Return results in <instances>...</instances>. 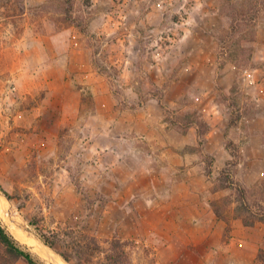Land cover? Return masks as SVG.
<instances>
[{
    "label": "rangeland",
    "instance_id": "374dc122",
    "mask_svg": "<svg viewBox=\"0 0 264 264\" xmlns=\"http://www.w3.org/2000/svg\"><path fill=\"white\" fill-rule=\"evenodd\" d=\"M65 3L0 0V187L26 225L70 264H109L115 242L124 264H246L257 249L264 264V224L210 207L230 161L235 181L264 182V0ZM233 15L246 50L229 55ZM193 176L196 204L166 209Z\"/></svg>",
    "mask_w": 264,
    "mask_h": 264
},
{
    "label": "trees",
    "instance_id": "16d2710c",
    "mask_svg": "<svg viewBox=\"0 0 264 264\" xmlns=\"http://www.w3.org/2000/svg\"><path fill=\"white\" fill-rule=\"evenodd\" d=\"M72 4L71 0H66V6L71 5L73 7ZM70 12L71 10L68 8L65 12L64 20L66 22L70 20L73 23L69 25L79 27L80 25L73 20V15ZM234 16L232 17V21L234 20ZM246 18L244 15H238V20L232 22L230 38H228L227 44L223 48L226 54L236 55L246 50L241 47L240 41H236L237 36L243 31L244 26L247 25L245 23L247 21ZM234 45L235 52L233 49ZM195 124H198V122L192 120L186 121V125L182 127L183 133H187ZM194 150L196 151V148ZM232 164L234 162H228L226 167L221 170L219 177L213 182L212 191L215 194L221 191H227L225 196L211 202L210 207L213 214L219 220L228 224H231L235 220H240L247 227L264 224V182L257 184L254 188H248L242 185L240 182L234 180L232 173L229 171V166ZM207 171L211 174L212 169L209 168ZM32 225L35 224L32 223ZM42 238L44 237L42 236ZM50 244L56 247L53 243ZM121 246L120 242L113 243V253L108 256L109 264H124V258H127V254L124 249L121 250L119 248ZM81 249L80 253L86 256L89 255L91 246L81 245ZM61 253L65 260L68 262L71 261V256L68 253ZM20 261H25L27 264H47L40 255L34 251L32 252L31 248L16 239L0 220V264H19Z\"/></svg>",
    "mask_w": 264,
    "mask_h": 264
},
{
    "label": "crops",
    "instance_id": "0c3cea01",
    "mask_svg": "<svg viewBox=\"0 0 264 264\" xmlns=\"http://www.w3.org/2000/svg\"><path fill=\"white\" fill-rule=\"evenodd\" d=\"M176 156L177 157H174V159L177 161V163H180L179 165L183 164L184 159L180 155H176ZM193 171H194V167L190 168L189 169V174L192 175ZM205 188H206V186L203 185L202 182L199 183L197 178L194 177V176L190 177V179H186V180H182V181H175V183H174V185L172 187L173 193H172V195L170 197L171 200L169 201V206L166 209H169L170 207H171V209L174 208V205H175L176 201L184 202L183 200L191 199V202H194L196 204V201L198 200V198L202 194V191H205V190H203ZM173 195H176V197H177L176 200L173 198ZM174 212H176V211H174ZM171 213L172 212H170L169 214H171ZM237 224L235 225V228H240L239 223H237ZM243 230L248 232V233H253V234L255 232L256 233L259 232V228L258 227H254V228L244 227ZM262 234H264V229H262V231L260 233V235H261L260 237H262ZM251 244H252V248L256 249V247L254 246L255 244L252 243V241H251ZM260 246L264 247V244H261ZM260 246L257 245V248H261ZM257 253H258V249H257V252L254 251V254H253L252 258H251V261L250 262H246V264H255ZM241 264H245V263L241 262Z\"/></svg>",
    "mask_w": 264,
    "mask_h": 264
},
{
    "label": "bare ground",
    "instance_id": "6f19581e",
    "mask_svg": "<svg viewBox=\"0 0 264 264\" xmlns=\"http://www.w3.org/2000/svg\"><path fill=\"white\" fill-rule=\"evenodd\" d=\"M0 219L2 222L8 227L9 231L14 235L16 239H18L21 243L29 246L35 253L40 255L43 258L49 259L50 261L56 263V264H65L62 262L61 259L57 256H53V258H48V254L46 250L41 247L33 238L29 237L26 232L19 229L14 221L17 222H23L24 220L21 213L18 211V209L14 208L13 205L10 204V202L0 196ZM32 251V252H33Z\"/></svg>",
    "mask_w": 264,
    "mask_h": 264
},
{
    "label": "water",
    "instance_id": "95a60500",
    "mask_svg": "<svg viewBox=\"0 0 264 264\" xmlns=\"http://www.w3.org/2000/svg\"><path fill=\"white\" fill-rule=\"evenodd\" d=\"M0 196L7 199L11 205H12V202H11V198L8 196V194H6L2 188L0 187ZM15 225L23 230L24 232H26L28 234L29 237L33 238L41 247H43L47 254H48V258H53V256H57L59 257V259L62 260L63 263L65 264H70L67 260H65L60 254H58L51 246H49L42 238H40L38 235H36L27 225L26 223H23V222H17V221H14ZM48 261L51 263V264H56L52 261H50L48 259Z\"/></svg>",
    "mask_w": 264,
    "mask_h": 264
}]
</instances>
